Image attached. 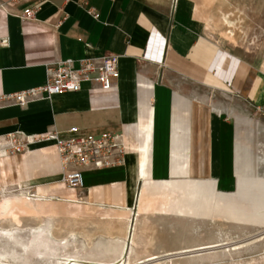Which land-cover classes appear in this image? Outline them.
Segmentation results:
<instances>
[{
    "label": "crops",
    "instance_id": "0c3cea01",
    "mask_svg": "<svg viewBox=\"0 0 264 264\" xmlns=\"http://www.w3.org/2000/svg\"><path fill=\"white\" fill-rule=\"evenodd\" d=\"M198 1L28 0L0 9V95L42 85L45 64L117 56L109 90L81 83L25 106L0 103V136L33 139L19 153L0 149V189L22 192L39 217L67 222L74 245L102 258L83 262L142 264L178 251L190 240L172 236L173 219H188L172 212L183 193H233L237 173L264 157V51L208 32ZM27 5L37 8L33 20L15 17ZM52 131H119L123 165L83 168L81 189L68 188L52 142L39 141ZM202 212L203 203L192 220Z\"/></svg>",
    "mask_w": 264,
    "mask_h": 264
},
{
    "label": "rangeland",
    "instance_id": "374dc122",
    "mask_svg": "<svg viewBox=\"0 0 264 264\" xmlns=\"http://www.w3.org/2000/svg\"><path fill=\"white\" fill-rule=\"evenodd\" d=\"M197 3L204 12L202 22L208 32L226 37L243 50L264 51V0H200ZM263 163V156L253 155L249 168L237 173L238 182L233 193H216L207 186L201 188L203 191L183 193L182 202H179L183 204L172 212L188 216V219H173L172 236L178 240L183 237L190 240L183 243L178 251L158 255V260L146 261L156 257L150 255L141 263L264 264V166L259 170L260 173L255 172ZM169 198L166 194V200ZM202 203L201 217L204 219L193 221L199 215ZM14 210L19 219L26 217L29 221L24 224L21 219L22 230L12 227L11 215L15 213ZM38 215L36 203L28 202L18 192L7 190V194L0 195V229L15 232L14 240L0 237V252L8 254V264H90L83 261H102V258L86 255L83 244L74 245L77 233L68 229L67 222L56 221L48 215ZM40 226H43L49 237L36 239L29 232V229ZM186 229L189 230L187 235ZM198 247L213 249L180 254L184 249L187 251Z\"/></svg>",
    "mask_w": 264,
    "mask_h": 264
},
{
    "label": "built area",
    "instance_id": "2783aa9c",
    "mask_svg": "<svg viewBox=\"0 0 264 264\" xmlns=\"http://www.w3.org/2000/svg\"><path fill=\"white\" fill-rule=\"evenodd\" d=\"M26 1L28 0L0 2V9H4L6 5L14 7ZM36 9L34 5H27L15 17L25 21L33 20ZM87 12L92 18H97L92 9H88ZM6 44V38L0 37V48ZM44 76V83L40 86L0 95V103L9 102L13 105L25 106L31 102L48 100L52 96L78 92L81 83H88L90 88L109 90L114 86L118 76L117 56L66 59L45 64ZM68 131L69 133L75 132L74 129ZM39 141L52 142L61 170L58 182L68 188L81 189V169L83 168L101 170L123 165L125 149L123 135L119 131L68 138H60L56 132L52 131L40 137ZM32 142V138L23 137L17 132L7 133L0 136V149L10 153H19Z\"/></svg>",
    "mask_w": 264,
    "mask_h": 264
},
{
    "label": "bare ground",
    "instance_id": "6f19581e",
    "mask_svg": "<svg viewBox=\"0 0 264 264\" xmlns=\"http://www.w3.org/2000/svg\"><path fill=\"white\" fill-rule=\"evenodd\" d=\"M242 181V180H241ZM236 182H238V181H236ZM245 183V182H244ZM239 186H240V184H239ZM243 186V185H242ZM245 186V185H244ZM253 186V185H252ZM198 189H200L201 190V188H198ZM203 189V188H202ZM246 189V188H245ZM248 189H249V187H248ZM239 190V189H238ZM240 190H242V189H240ZM247 190V189H246ZM253 190H254V187H253ZM253 190H250V191H252L253 192ZM256 190V189H255ZM258 190V189H257ZM17 191V190H16ZM19 191V190H18ZM201 191H203V190H201ZM200 191V192H201ZM243 191H244V189H243ZM249 190H248V192H250ZM199 192V193H200ZM242 192V191H241ZM259 192V191H258ZM257 192V193H258ZM7 194V190H4V189H2V190H0V195L1 194ZM19 193V192H18ZM20 193H22V192H20ZM19 193V194H20ZM23 193H25V192H23ZM199 193H198V195H199ZM244 193V192H243ZM246 193V192H245ZM251 193V192H250ZM27 194V193H26ZM196 194V193H195ZM202 194V193H201ZM247 194V193H246ZM261 194V193H260ZM20 195H22V194H20ZM208 195V194H207ZM23 196V195H22ZM201 195H199V197H200ZM262 196V195H261ZM225 197V196H224ZM198 198V197H197ZM27 199V198H26ZM25 199V200H26ZM31 200V199H30ZM48 200V199H47ZM185 200V199H184ZM190 200V199H189ZM188 200V201H189ZM192 200V199H191ZM190 200V201H191ZM51 201V200H50ZM189 201V202H190ZM194 201V200H193ZM192 201V202H193ZM28 202H30V201H28ZM192 202H191V204H192ZM190 204V203H189ZM190 204V205H191ZM188 205V204H187ZM186 205V206H187ZM190 205H188L189 207V209L188 210H190ZM192 209V208H191ZM10 211V210H9ZM193 211V210H192ZM8 212V211H7ZM14 212H15V210H14ZM11 218H12V221H13V228H15V229H20V230H22L23 229V225H22V223H21V219H19L17 216H16V212L15 213H12V215H11ZM43 227V226H42ZM41 226L40 227H38V228H33V229H29V232L32 234V236L34 237V238H36V239H41L42 237H49V234H45V231H44V229L42 228ZM24 236V235H23ZM29 237V236H28ZM199 246V245H198ZM196 247V246H195ZM211 249H213V248H210V247H198V248H195V249H192V250H188L187 249V251H184L183 250V252H181L180 254H189V253H198V252H202V251H205V250H211ZM8 255V254H7ZM179 255V254H178ZM119 256H121L120 254H119ZM166 257V256H165ZM169 257V256H168ZM119 258H121V257H119ZM154 260H158V258H157V256L156 257H152V258H150V259H147L146 261H154ZM8 263H10V261L9 260H7V264ZM67 264V263H66Z\"/></svg>",
    "mask_w": 264,
    "mask_h": 264
},
{
    "label": "clouds",
    "instance_id": "9594fccd",
    "mask_svg": "<svg viewBox=\"0 0 264 264\" xmlns=\"http://www.w3.org/2000/svg\"><path fill=\"white\" fill-rule=\"evenodd\" d=\"M0 237H7L10 240H14L15 239V232L0 229ZM7 260H8V255L3 253V252H0V264H7Z\"/></svg>",
    "mask_w": 264,
    "mask_h": 264
}]
</instances>
